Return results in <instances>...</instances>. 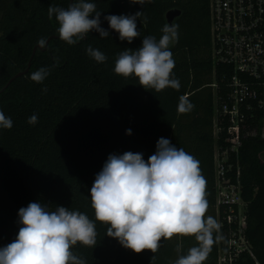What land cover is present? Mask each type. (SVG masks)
Instances as JSON below:
<instances>
[{
	"label": "trees",
	"instance_id": "trees-1",
	"mask_svg": "<svg viewBox=\"0 0 264 264\" xmlns=\"http://www.w3.org/2000/svg\"><path fill=\"white\" fill-rule=\"evenodd\" d=\"M70 1L0 0V91L17 73L27 70L0 92V110L13 121L11 129H0V229L14 241L22 226L18 222L21 207L30 202L45 204L49 211L64 206L95 221L96 246L78 242L71 249L86 264H151V250L136 253L107 235L109 225L95 220L90 189L110 154L139 152L147 161L163 137L199 161L206 180L205 216L216 220L208 0H145L143 5L131 0H93L109 37L101 38L93 30L71 45L59 38L55 14L51 19L48 14L50 5L66 9ZM171 9L181 11L173 22L178 40L170 45L173 78L180 81V88L157 92L144 88L137 78L116 74L115 63L122 51L138 49L145 36L159 40L166 25L164 15ZM137 12L140 36L131 43L121 41L104 19ZM42 38L49 41L39 49ZM89 45L104 53L106 61H95L86 51ZM41 67L50 68V74L37 83L30 77ZM221 71L216 69V75ZM215 81L220 83L217 76ZM181 97L193 105L185 113L178 112ZM32 115L37 116L35 124L28 123ZM263 152L260 139L244 141L239 151L242 196L247 203L246 237L260 261H264ZM7 244L8 237L0 232V247ZM178 244L186 254L197 241L194 236L162 238L155 264H172L178 258ZM217 246L215 240L203 264H216Z\"/></svg>",
	"mask_w": 264,
	"mask_h": 264
},
{
	"label": "clouds",
	"instance_id": "clouds-1",
	"mask_svg": "<svg viewBox=\"0 0 264 264\" xmlns=\"http://www.w3.org/2000/svg\"><path fill=\"white\" fill-rule=\"evenodd\" d=\"M143 5L145 0H131ZM49 18L55 14L59 38L68 44L82 40L95 30L101 38L109 31L101 27V12L96 11L93 0H75L68 8L49 6ZM133 15L110 14L104 17L109 27L119 34L121 41L131 43L140 36L137 18ZM157 40L145 36L136 50L125 49L115 63L114 72L124 77H134L146 89L159 92L166 87L180 88L173 78L175 61L170 50L178 40L177 26L166 24ZM45 47V39L38 42ZM87 53L102 63L107 57L90 45ZM50 68L41 67L31 74V80L42 83ZM46 91V89H45ZM193 105L186 97L180 98L178 112L185 113ZM32 115L28 123L35 124ZM13 121L0 110V129H11ZM131 135L132 130L127 129ZM206 180L201 174L199 161L182 148H177L167 138H159L156 151L147 161L142 153L110 154L102 170L96 175L90 189L91 206L95 220L109 225L107 235L118 240L125 248L136 253L151 250V264L161 240L174 235L194 236L197 244L182 254L177 245L178 258L172 264H203L215 240L223 239L214 233L219 224L212 216H205L208 201L205 198ZM19 228L16 239L0 247V264H86V260L73 253L78 242L96 246L95 221L87 214L57 206L49 211L47 205L30 202L18 211Z\"/></svg>",
	"mask_w": 264,
	"mask_h": 264
},
{
	"label": "built area",
	"instance_id": "built-area-1",
	"mask_svg": "<svg viewBox=\"0 0 264 264\" xmlns=\"http://www.w3.org/2000/svg\"><path fill=\"white\" fill-rule=\"evenodd\" d=\"M208 11L216 264H264L246 237L239 164L244 141L264 140V0H208Z\"/></svg>",
	"mask_w": 264,
	"mask_h": 264
},
{
	"label": "water",
	"instance_id": "water-1",
	"mask_svg": "<svg viewBox=\"0 0 264 264\" xmlns=\"http://www.w3.org/2000/svg\"><path fill=\"white\" fill-rule=\"evenodd\" d=\"M71 2H72V0L70 1V4H71ZM180 14H181V11L178 10V9H171V10H168V11L165 13V15H164V18H165V22H166V24H170V25L173 24L174 20H175L176 18H178V17L180 16ZM48 41H49V39L46 41L45 47H46ZM38 47H39V49H41L40 46H38ZM45 47H44V48H45ZM35 49H36V48H33V52H32V54L35 53ZM28 67H29V65H28ZM26 72H27V70H25V71H23V72H19V73H17L14 77H12V78L7 82V84L4 86V88H3L1 91H3L5 88H7V86H8V85H9L14 79H16V78H18V77L24 75ZM1 91H0V92H1ZM0 232L8 237V239H9V243L13 242V241H12V238H11V236H10V234L8 233V231H6V230H4V229H0Z\"/></svg>",
	"mask_w": 264,
	"mask_h": 264
},
{
	"label": "rangeland",
	"instance_id": "rangeland-1",
	"mask_svg": "<svg viewBox=\"0 0 264 264\" xmlns=\"http://www.w3.org/2000/svg\"><path fill=\"white\" fill-rule=\"evenodd\" d=\"M260 159L264 162V152L260 155Z\"/></svg>",
	"mask_w": 264,
	"mask_h": 264
}]
</instances>
